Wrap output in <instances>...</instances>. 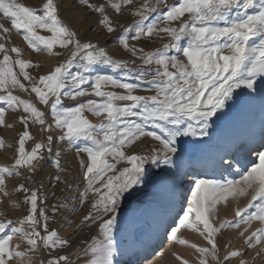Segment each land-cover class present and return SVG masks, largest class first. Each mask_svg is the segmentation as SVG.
Returning a JSON list of instances; mask_svg holds the SVG:
<instances>
[{
  "label": "snow or ice",
  "instance_id": "6c2138e0",
  "mask_svg": "<svg viewBox=\"0 0 264 264\" xmlns=\"http://www.w3.org/2000/svg\"><path fill=\"white\" fill-rule=\"evenodd\" d=\"M80 3L99 16L97 26L111 35L119 25L114 24L107 7L119 15L125 7L133 5V0H107V4L99 5L89 0H80ZM161 7L167 10L161 12ZM128 10L138 19L132 27L125 28L118 38L119 45L142 62L135 72L141 83L127 82L133 75L127 61L114 59L97 43L82 42L78 33L62 21L54 0H46L40 10L17 0H0V19L10 21L11 29L23 36L32 52L58 57L61 53L55 49L71 50L66 62L36 80L28 69L39 65L22 59L19 47L8 49L0 42V93H3L0 94V105L7 106L0 107V126L5 124L7 111L21 109L19 119L25 126L18 140L14 164L0 167V193L9 197L11 193L6 190V178L21 176L19 169L35 174L44 160V151L52 153V135L47 136V144L38 142L31 151L26 150V141L33 140L28 131L29 124L43 126L46 120L45 113L34 103L13 94L15 89L29 92V87L21 82L22 76L23 80L30 82V92L50 108L54 127L62 133L59 141L75 147L78 154L87 155V162L80 160L87 182L80 199L87 202L89 194L96 199L76 227L79 229L88 222L98 224L103 237L93 239L88 245L92 256L90 264H116L118 217L131 197L140 195L149 186L155 188L158 196L125 225L128 240L142 243L160 218L170 212L172 198L178 191L177 181L183 177L186 183L189 175L194 179L188 185L190 197L181 194L184 196L180 203L183 215L176 213L172 216L173 224L178 220L179 226L164 225L165 231L170 229V241L195 249L201 257L199 264H208V257L219 264L214 235L220 229L226 226L239 229L245 224L248 227L240 233L243 237L252 223L258 221L262 227L253 231L245 243L251 249L264 241V133L259 148L241 145L219 155L217 167L240 172V180L226 181L202 178V174L195 170V158L188 156V150L183 147L192 141L183 138H194L199 143L200 139L208 137L215 123L213 118H222L237 90L242 94L259 91L264 101V0H179L174 5H169L168 0H144L141 6ZM185 16L188 17L186 20L183 19ZM177 21L179 25L173 26ZM0 30L5 34L10 32L3 23H0ZM41 32L50 35H41ZM129 33L137 41L153 37L163 39L161 34H166L168 42L155 51H145L142 47L130 45ZM9 53H14L16 58ZM181 57L186 58V62ZM17 66L19 75L15 71ZM103 68L113 73L123 72L124 78L97 71ZM141 84L147 85L145 91L155 94L136 95ZM108 89H122L123 93ZM243 90L248 91L244 93ZM85 96L99 99L73 107L63 106L64 99L75 101ZM119 101L129 103L121 105L117 103ZM86 112L103 118L102 122L92 124ZM42 130L51 133L53 126L47 125ZM144 138L157 144L147 152L128 154ZM81 141L85 142L83 146H79ZM3 147L4 141L0 140V148ZM246 147L249 152L256 153L258 163L241 172L233 163V155ZM60 155L59 151L55 153V167L63 172ZM121 163L126 166L118 169ZM153 168L160 171L154 172ZM54 179L61 181L59 175ZM61 182L67 183L66 180ZM17 191L25 194L23 203L29 206V211L17 222L0 220V264H10V261L26 255L18 250L19 244L13 245L14 238L25 241L30 252H35L38 247L49 249L47 264H72L66 255L51 257V252L66 250L71 245L56 230L49 229V217L45 211L40 209L38 212V191L24 184H20ZM248 195H251L248 204L236 208L234 223L225 221L219 229L213 226L210 214L215 212L219 203L230 197ZM69 207L68 203L54 205L53 215ZM183 228L199 232L211 248L189 245L187 240L179 239L178 233ZM241 255L239 251H232L225 259ZM240 264L246 262L241 260Z\"/></svg>",
  "mask_w": 264,
  "mask_h": 264
},
{
  "label": "rangeland",
  "instance_id": "374dc122",
  "mask_svg": "<svg viewBox=\"0 0 264 264\" xmlns=\"http://www.w3.org/2000/svg\"><path fill=\"white\" fill-rule=\"evenodd\" d=\"M17 2L40 10L46 0H17ZM54 2L58 5L59 15L62 21L78 33L82 42L91 41L97 43L99 46L104 47L114 59L127 61L129 67L133 69V75L127 80V82L141 83L136 79L135 72L141 66L142 62L133 57L127 51L123 50L119 45L118 38L124 33L126 27H132L134 22L138 19L131 15L128 8L139 7L144 3V0H133V5L125 7L119 15H116L110 7H107V12L113 19L114 24L119 25L117 31L111 35L106 34L102 27L97 26L99 16L81 4L80 0H54ZM89 2L97 5L101 3L107 4V0H89ZM116 2H119V0H116ZM178 3L179 0H168L169 5ZM166 10L167 9L163 7L160 9L161 12ZM187 18L188 17L185 16L183 19L186 20ZM0 23H3L5 27L10 29V32L7 34L0 30V42L5 43V46L8 49H11L13 46L19 47L23 53L21 57L22 59L39 65V67L28 69L30 76L34 77L36 80H38L41 75L51 73L56 66L60 63L66 62V60L70 58V49H55V51L61 53L58 57L49 56L43 52H32L24 41L23 36L11 29L10 21L0 19ZM178 25V21L173 23V26ZM40 34L45 36L50 35L47 32H41ZM128 35L131 46L137 48L142 47L145 51H155L161 48L164 43L168 42L166 34H161L163 39L160 37H153L147 39L142 38L140 41L133 39L131 33ZM9 54L13 59L16 58L14 53ZM0 58H2V56H0ZM181 59L186 62V58L181 57ZM15 71L19 75L18 66L15 68ZM97 71L104 74L116 75L121 79H123L125 75L123 72L113 73L107 68L97 69ZM20 79L22 83L29 87V92L26 93L20 89H15L13 94L34 103L39 110L45 113L46 120V125L43 126L38 123L29 124L28 131L33 135V140L26 141V150L31 151L35 143L38 142L47 144V136L52 135V153H48L46 150L44 151V160L35 174L28 172L26 169H19L21 176L6 178V190L11 193V195L9 197H4L3 194L0 193V201H2L0 202V220L11 219L12 221L17 222L20 219L25 218L28 214L29 206L23 203L25 194L17 191L20 184H24L25 187L31 188L32 190H37L39 197L38 212L40 209H43L49 217V229L56 230L59 236L69 240L71 245L66 250L58 249L55 252H51V257L66 255L72 264H90L92 256L88 250V245L92 243L93 239L101 240L103 237L100 233L98 224L93 225L91 222H88L79 229L76 227L77 224L82 223L83 217L90 211L91 203L96 199L92 194H89L87 202H82L80 199L87 185V182L84 179V169L80 165V160L84 159L87 162V155L84 153L78 154L75 147L68 145L66 142L59 141L58 137L62 133L54 127L50 108L41 104L35 93L30 92L31 85L29 81L23 80L22 76H20ZM85 87L88 86L85 85ZM146 87V84H141V89L137 90L135 94L144 96L155 94L154 92L145 91L144 89ZM108 90H114L121 94L123 93L122 89ZM247 91L248 90H243L244 93H247ZM93 99L98 100L99 98L95 96H85L78 98L75 101L64 99L63 106L73 107L81 102ZM241 100H244L246 107L243 114L237 117L234 126L237 131L244 135L245 143H248L249 139H251L254 143L251 147L259 148V145L262 142V132L264 133V101H262L259 91L251 94H242L241 90H237V93L234 94L233 100L229 101L228 107L224 109L222 118L219 120L213 118L215 123L213 124V128L210 129V135L208 137L200 139L199 143H197L194 138H183L184 140L192 141L191 144L183 145V147L188 150V156L195 158V166L202 170V178H210L220 181L241 179L240 172L217 167V159H214L212 156V152L219 154L221 151L225 152L226 150L231 149L230 144L235 141V138L224 134L223 128L225 127L226 122H229L230 118L236 114V105H238ZM117 103L124 105L129 102L119 101ZM49 104H51V101H49ZM0 107L6 108L7 106L0 105ZM21 115L22 109L16 112L7 111L5 115V124L0 126V140L4 141V147L0 148V167H11L17 158L18 140L25 130L24 124L21 123L19 119ZM85 115L94 125L100 124L103 119L97 118L87 112ZM217 115L220 116L221 114L218 113ZM47 125L53 126V131L51 133L47 130H42V128L46 129ZM84 143V141H81L79 146H83ZM156 144L157 142L152 141L150 138H144L143 142H138L128 154L141 151L147 152ZM236 145H243V141L236 142ZM58 151L61 153L59 160L61 167L64 169L63 172L55 167V161L57 159L55 153ZM254 155L253 152L247 153L246 151L242 152V150L236 151L233 155L236 160L235 167L240 169L241 172L250 170L251 167H254L258 163V160ZM124 166L126 165L121 163L117 167L120 169ZM161 167H163V165H161ZM153 171L159 172L160 169L153 168ZM57 175L61 177V181L66 180L67 183L55 180L54 177ZM109 175H112V173H109ZM97 187H100V185H97ZM155 191L156 190L153 186H149L143 193L131 197L126 202L123 213L118 217V229L120 230L115 233L116 238L117 236L119 237L120 234L126 232L124 231L125 225L131 218L138 216L146 207L150 206L154 200L158 199ZM185 195L190 197V190L186 191ZM250 199L251 195L239 198L230 197L226 202L219 203L215 212L210 214V222L218 229L220 224L225 221L234 223L237 219L235 217L236 208L245 207ZM60 203H68L70 204V207L67 210L60 209L59 213L53 215V206L59 205ZM13 204L16 205L15 208L13 207ZM132 209H135L136 211L133 212ZM176 213L183 215L181 207L171 215V218L167 223L164 222L163 218H160V222L158 223H160V225L162 224L161 226L164 229L161 242L153 247V250H147V255L141 259L149 258L156 250L162 248V250L165 251V255L162 257V260H160L161 263L163 262L162 264H183L184 261H186L187 264H199V259L201 257L195 249L189 246L180 245L176 242H173L170 248L166 247L168 244V241L166 240L168 232L165 231L164 225H176L178 220L175 224H173L172 220V216L176 215ZM69 225L71 226L69 227ZM199 227L202 230V225ZM247 227L248 226L245 224H241L239 229L226 226L214 235L218 248L219 264H240L241 260H244L246 264H264V246L262 245V242L255 248L251 249L245 243L247 237L257 228L262 227V225L258 221L253 222L251 228H248V231L244 233L243 237H241L240 233ZM43 234L44 233L42 232V235ZM178 238L187 240L189 245L195 244L198 247L211 248V245L207 243L206 239L202 237L199 232L187 228L181 229ZM12 243L13 245L19 244L20 248L18 250L25 252L26 255L22 259H14L13 261H10V264H47V261L50 259L49 249L38 247L35 252H30L26 242L19 238H14ZM146 243L148 244V242ZM119 246H121L123 250L120 251L117 248V254L114 257L121 256L122 261L120 264H127L128 261L133 258L132 255L136 250L128 249L126 246L124 247L122 245ZM127 249L129 252H126ZM232 251H239L243 255L226 260L225 256L229 255ZM141 259H139L137 264H141ZM208 264H217V261L208 257Z\"/></svg>",
  "mask_w": 264,
  "mask_h": 264
},
{
  "label": "bare ground",
  "instance_id": "6f19581e",
  "mask_svg": "<svg viewBox=\"0 0 264 264\" xmlns=\"http://www.w3.org/2000/svg\"><path fill=\"white\" fill-rule=\"evenodd\" d=\"M245 105L246 104L244 103V100H241V102L238 103V105H236V107H237L236 114L230 118L229 122H226L225 127L223 128L224 134H226L227 136H232L233 138H235V141L230 144L231 149H234L237 146L236 142H238V141H243V145L248 146V147H251L254 145V143L251 139H249L248 143H245L244 142V139H245L244 135L242 133H240L239 131H237L236 127L234 126V123L236 122L237 117L239 115L243 114L245 107H246ZM243 151H246L247 153L249 152L247 147L243 148L242 152ZM223 153H224V151L219 152V154L212 152V156L214 157V159L215 158L218 159L219 155H221ZM253 153L255 154L254 156L256 157V153L255 152H253ZM235 161L236 160H235V156H234L233 157V163L234 164H235ZM194 167H195V170L197 172L202 173V170L199 167H196L195 165H194ZM189 170H191V169H189ZM193 179H194V177L189 175L187 177L186 183H185V181L183 183V180H184L183 177H181V179L177 181L178 191L172 199L173 202L171 204V210L169 213H166L162 217L165 223H167L169 221V219L171 218V215L173 213H175V211L177 209H179L180 203H181L182 199L184 198V196L181 194L185 195V192L189 191L188 185L191 184V181ZM174 198H176V199H174ZM148 207H146V208H148ZM161 225H160V223H157L156 226H154L153 230L147 236H145L144 241L142 243L130 242L128 240L127 232L120 234L119 237L117 236L116 240L118 243H120V244H118V249L120 251L123 250V248H121V246H119V245H122L124 247L126 246V248L134 250V251L136 250V252H134V254L132 255L133 258L130 261H128L127 264H137L139 259H141L142 257H145L147 255V253H146L147 250L148 251H150L149 249L153 250V247H155L156 245H158L161 242V237L164 233V229L162 228ZM173 226L178 227L179 225L177 223L176 225H173ZM169 232H170V229H169ZM169 232H168V234H169ZM166 238H167L166 240L168 241V244L166 247L170 248L174 241H170L168 239V236ZM146 242H148V244ZM262 245L264 246V241H262ZM128 249L126 250V252H129ZM122 254H124V253H122ZM164 255H165V251L162 250V248H161V249L156 250L154 252V254L152 256H150L149 258L141 259L142 261H140V262H141V264H143V262H144V264H162L163 262L161 263L160 260H162V257ZM121 259H122L121 256L114 257L116 264H120V262L122 261Z\"/></svg>",
  "mask_w": 264,
  "mask_h": 264
}]
</instances>
